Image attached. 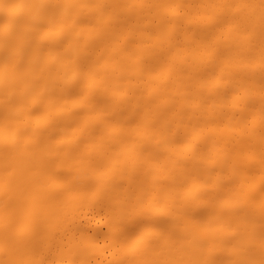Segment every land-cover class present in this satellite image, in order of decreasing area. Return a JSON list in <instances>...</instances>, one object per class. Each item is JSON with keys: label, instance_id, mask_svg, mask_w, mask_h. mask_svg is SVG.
<instances>
[{"label": "bare ground", "instance_id": "1", "mask_svg": "<svg viewBox=\"0 0 264 264\" xmlns=\"http://www.w3.org/2000/svg\"><path fill=\"white\" fill-rule=\"evenodd\" d=\"M0 264H264V0H0Z\"/></svg>", "mask_w": 264, "mask_h": 264}]
</instances>
